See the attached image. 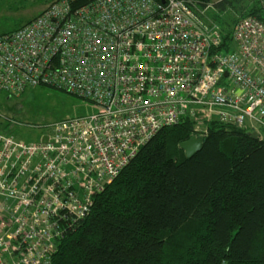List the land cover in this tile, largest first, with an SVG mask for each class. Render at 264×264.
Masks as SVG:
<instances>
[{"label": "built area", "instance_id": "obj_1", "mask_svg": "<svg viewBox=\"0 0 264 264\" xmlns=\"http://www.w3.org/2000/svg\"><path fill=\"white\" fill-rule=\"evenodd\" d=\"M211 7L53 0L0 34L1 90L50 86L96 107L55 122L39 141L0 132V264H52L97 195L185 117L192 136L205 138L218 120L264 140V21L239 18L234 49L225 52Z\"/></svg>", "mask_w": 264, "mask_h": 264}, {"label": "trees", "instance_id": "obj_2", "mask_svg": "<svg viewBox=\"0 0 264 264\" xmlns=\"http://www.w3.org/2000/svg\"><path fill=\"white\" fill-rule=\"evenodd\" d=\"M243 1L214 3L225 52L234 49L239 18L264 21L263 6ZM239 8L238 17H222ZM193 126L185 117L145 144L62 240L52 264H264V140L213 120L203 148L187 157L180 143Z\"/></svg>", "mask_w": 264, "mask_h": 264}, {"label": "rangeland", "instance_id": "obj_3", "mask_svg": "<svg viewBox=\"0 0 264 264\" xmlns=\"http://www.w3.org/2000/svg\"><path fill=\"white\" fill-rule=\"evenodd\" d=\"M53 0H0V34L15 30L39 14ZM206 10L212 21L214 3ZM247 7V0L241 2ZM242 8L229 9L222 17H238ZM96 107L88 100L50 86L31 87L10 96L0 89V132L9 131L25 141H39L60 120L90 114Z\"/></svg>", "mask_w": 264, "mask_h": 264}, {"label": "water", "instance_id": "obj_4", "mask_svg": "<svg viewBox=\"0 0 264 264\" xmlns=\"http://www.w3.org/2000/svg\"><path fill=\"white\" fill-rule=\"evenodd\" d=\"M251 136L254 139L259 138V135L256 131L251 132ZM203 144H204V137L191 136L188 140L181 142L180 147L185 151L187 157H191L203 148Z\"/></svg>", "mask_w": 264, "mask_h": 264}, {"label": "crops", "instance_id": "obj_5", "mask_svg": "<svg viewBox=\"0 0 264 264\" xmlns=\"http://www.w3.org/2000/svg\"><path fill=\"white\" fill-rule=\"evenodd\" d=\"M37 15H38V14H37ZM32 18H33V17H32ZM32 18H30L28 21H30ZM28 21H27V22H28ZM25 23H26V22H25ZM25 23H24V24H25ZM24 24H22V25H24ZM22 25H20V26H22ZM20 26H19V27H20ZM19 27H18V28H19ZM16 29H17V28H16Z\"/></svg>", "mask_w": 264, "mask_h": 264}]
</instances>
